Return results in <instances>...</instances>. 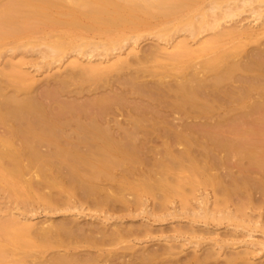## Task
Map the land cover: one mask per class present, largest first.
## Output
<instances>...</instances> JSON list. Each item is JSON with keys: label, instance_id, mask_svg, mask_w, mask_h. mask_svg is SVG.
<instances>
[{"label": "bare ground", "instance_id": "1", "mask_svg": "<svg viewBox=\"0 0 264 264\" xmlns=\"http://www.w3.org/2000/svg\"><path fill=\"white\" fill-rule=\"evenodd\" d=\"M243 15L252 21H233ZM147 40L155 44L141 47ZM27 65L59 72L40 82ZM139 83L175 97L140 106L143 95L128 92ZM125 108L150 112L149 133L167 137L172 163L159 162L161 173L110 172L136 162L102 145L140 126L130 114L121 131ZM162 112L183 124L168 126ZM244 159L240 184L211 172ZM196 175L215 197L196 195ZM235 198L237 210L227 209ZM184 217V232L162 228ZM260 253L264 0H0V264H255Z\"/></svg>", "mask_w": 264, "mask_h": 264}, {"label": "rangeland", "instance_id": "2", "mask_svg": "<svg viewBox=\"0 0 264 264\" xmlns=\"http://www.w3.org/2000/svg\"><path fill=\"white\" fill-rule=\"evenodd\" d=\"M234 22L235 21H239L240 22V24H245V23H247V22H250V21H252V19L251 18H249L247 15H243V16H241L240 18H238V19H236V20H233ZM234 22H232V21H230L229 22V20H226V22H222V24H223V26L225 27H228V26H232L233 24H234ZM152 44H155L154 43V41L152 42L151 40H147V42H144V43H142L141 44V47H143V48H147V46H151ZM261 48V47H260ZM263 48V47H262ZM20 60H14V63H17V62H19ZM3 66V65H2ZM26 68L28 69V71H30L32 74H34L35 76H36V78L38 79V80H40V82H42L44 79H46L47 78V76H49V75H53V74H56V73H58L59 72V70H57V68H54L53 70H51L50 72H44V71H39V72H35V70H34V68L31 66V65H27L26 66ZM157 70V69H156ZM155 70V71H156ZM154 70H153V72H155ZM158 71V70H157ZM156 71V72H157ZM160 71V70H159ZM158 71V72H159ZM155 72V73H156ZM157 72V74H159ZM144 79L146 80V79H148L147 80V82H148V85L149 84H151V81H152V79L150 78V77H144ZM143 79V80H144ZM151 80V81H150ZM167 80V79H166ZM122 82V81H121ZM126 82V81H125ZM139 82H142V81H139ZM144 82V81H143ZM145 83V82H144ZM144 83L142 84V83H139L140 85H139V89L140 88H143L142 86H144ZM135 84H137V83H135ZM146 84V83H145ZM141 86V87H140ZM150 86V85H149ZM235 86H237V85H235ZM131 88H133L132 90H133V92H130L131 91ZM137 88H138V86H137ZM139 89H137L136 90V87H135V85H133V87H129V90H128V92H129V94L131 95V93L134 95V97H136V99H133L134 97H130V99L131 100H137V102H138V100H140V99H144L143 101L142 100H140V101H142L143 103H146V104H141V102L139 101V103H138V105H143V106H145V105H150L151 104V102H154V103H152V105L153 104H155V103H157L158 101H162V102H159L160 103V105L162 104V103H164L165 104V101H168L169 100V98H170V100L173 98V97H175V91L174 92H167L166 93V95L165 94H163L162 96H159V95H155V94H152L151 92H149L147 89H149L148 87H147V89L146 88H143L141 91L139 90ZM146 89V90H145ZM135 90V91H134ZM148 91V92H147ZM147 93H149V95L147 94ZM129 94H127L128 96H129ZM138 94H140L142 97H144V98H141L140 96H138L137 97V95ZM144 95H146V97L144 96ZM155 95V96H154ZM132 96V95H131ZM160 97V99L159 98H155V97ZM166 96H167V99H166ZM147 97H149V98H147ZM150 97H151V99H150ZM162 97H164V99L165 100H163V98ZM252 97V96H251ZM250 97V100H247V102L248 101H253L254 99H255V97L256 96H253V98H251ZM84 99H86L87 97H83ZM128 98V102L129 101H131L130 99H129V97H127ZM155 98V99H154ZM149 99H150V101H149ZM83 100V99H82ZM82 100L80 101V102H82ZM169 100V101H170ZM84 101V100H83ZM149 101V103L147 104V102ZM133 102V101H132ZM131 102V103H132ZM135 102V101H134ZM133 102V104L134 105H136V103H134ZM130 103V102H129ZM166 103H168V102H166ZM158 104V103H157ZM130 105H132V104H130ZM166 105V104H165ZM128 110V108H125V110ZM126 110V111H127ZM129 111V110H128ZM121 112H122V114H121ZM167 112V111H166ZM127 113H129V115L127 114ZM125 112L124 110H121L120 111V113H116V120H118L119 121V124H120V127L122 128L121 129V131H128L129 130V128L128 129H125L124 127H126V125H128V123L126 122V121H123V120H125V118H128V116L130 117V114H131V116L132 117H136V119H139L138 117H140V120H142V121H139L140 122V126H138V125H136L137 127H135V129H133V130H135V132H133V130L132 129H130V131L133 133H131L132 134V136H130V139H129V136H128V139H127V137L125 136V134H123V132H121L120 134H121V137H120V139L118 138V141H115V140H113L112 142H110L111 140H109L108 141V139H104V142H106V143H103L102 145H107V144H109V145H107V147L108 148H114L115 150H117V152H120V153H117L118 154V156L119 157H122V158H127V157H130V155H132L130 158H134V156H135V158H134V160L136 161V162H134L135 163V165L133 164V165H131V163H122V164H119V165H114V166H112V170H110V172L111 171H113V174L115 175V176H117L118 175V177H121L122 175H124L125 173H127L128 172V170L127 169H133V168H130V167H134V169H144L145 170V168H146V170H153V171H156L157 172V174H159V173H161V171H159V169L160 168H158L159 166L157 165V164H159V162L161 163V162H165V164H167V163H172L170 160H172L171 159V154H169V151H168V149H170V148H168L167 147V144L166 143H163V141H166V142H168V140H167V137L166 138H163V136L165 137V134H163V136H161L162 138H158L159 140H157L151 133H149V131L151 132V128H150V120L153 118L152 117V115L150 114V112H148V113H146V112H137V113H135L134 114V112L132 113V111H129V112ZM175 112H168V115H169V117H167V113H164V112H162V115H163V119H164V123H166L168 126H170L171 124L172 125H179V124H183V123H181V121H180V119H181V117L178 115V113H175ZM191 113V112H190ZM190 113H188L190 116L192 115V117H195V115L192 113V114H190ZM118 114V115H117ZM142 114V115H141ZM148 114V115H147ZM145 116V117H141V116ZM188 115V116H189ZM109 116V115H108ZM187 116V117H188ZM112 116L110 115L109 117H107V119H106V117H105V120H110V118H111ZM109 118V119H108ZM145 118V119H144ZM171 118H172V120H171ZM179 118V119H178ZM143 119L144 120H146V121H144L143 122ZM149 119V120H148ZM170 120H171V123H170ZM187 120V119H186ZM185 120V121H186ZM189 120V121H188ZM187 120V122L189 123L190 121H191V123L192 122H198V121H200V120H195V118L192 120V118L191 119H188ZM121 121V122H120ZM203 120H201L200 122H202ZM141 122H143L142 123V125H141ZM162 122V121H161ZM179 122V123H178ZM186 122V123H187ZM149 123V124H148ZM160 123V122H159ZM158 123V124H159ZM177 123V124H176ZM108 124H111L110 126H114L113 124L114 123H104V125L106 126V125H108ZM147 125V126H146ZM109 126V125H108ZM163 126V123L162 124H160V127H162ZM165 127H167V126H165ZM148 128V129H147ZM146 130V131H145ZM124 131V132H125ZM129 131V132H130ZM145 134H144V133ZM138 133V134H137ZM151 135V136H150ZM168 135V134H167ZM122 136H124L123 138H122ZM131 137H133V138H131ZM143 137H145V138H143ZM150 138V139H149ZM124 139V140H123ZM134 139V140H133ZM148 139V140H147ZM163 139V140H162ZM168 139H169V136H168ZM60 140H62V139H60ZM106 140V141H105ZM129 140H131V141H129ZM115 141V142H114ZM120 141V142H119ZM129 141V142H128ZM160 141V142H159ZM115 144H114V143ZM130 142H132V143H130ZM169 144H171L170 143V141H169V143H168V145ZM106 147V146H105ZM120 148V149H119ZM183 147L182 146H176V147H174V148H171V150H170V152L172 151L173 153V155L174 154H176V150H177V152L179 151V150H181ZM41 150H43L44 152H45V150H46V148L45 147H42V149ZM116 152V151H115ZM126 152V154H124ZM134 152V154H132V153ZM129 155V156H125L124 157V155ZM147 157V158H146ZM148 157H149V160H148ZM170 157V158H169ZM198 158H204V157H202V156H197ZM138 158H140V162L138 163L139 165H137V161L139 160ZM144 158V159H143ZM146 158V159H145ZM169 158V159H168ZM129 159V158H128ZM143 159V160H142ZM163 160V161H160V160ZM154 160V161H153ZM169 160V161H168ZM128 161V160H127ZM168 161V162H167ZM143 163V164H142ZM130 164V165H129ZM184 164L186 165V166H188V165H190L189 164V161H185L184 162ZM247 164H248V161L246 160V159H244V160H239V163L237 162V164H232V165H230V166H219V167H214L213 168V170L211 171L212 172V174H217V176L219 177V175H225V174H232L231 176L232 177H223L222 179H221V181L222 182H225L224 184L226 185V184H229V183H231L232 181H235V182H238V181H240V179L238 178V174L239 173H243V171L241 170L242 169V165L245 167V166H247ZM121 165V166H120ZM160 165V164H159ZM173 165H174V163H173ZM156 166H158L157 168H156ZM154 168H156V169H154ZM133 169V170H134ZM171 169V170H170ZM184 169H186V171H184ZM184 169H181L180 170V172H177V171H179V170H174L173 169V166L171 167V168H169V170L171 171V172H169V170H168V173H183V174H186V175H188L189 174V172H190V170H189V168H188V170H187V167H185ZM159 172H158V171ZM118 171V172H117ZM120 171V172H119ZM127 171V172H126ZM188 171V172H187ZM33 172V171H32ZM209 172V171H208ZM211 172H210V174H211ZM112 173V172H111ZM116 173H117V175H116ZM118 173H120V174H118ZM123 173V174H122ZM120 175V176H119ZM196 176L199 178H197L196 179ZM195 176V181H196V184L194 185V188H196V190L198 191L197 193H196V195H198V193L199 192H204V193H206V194H209L210 196L212 195V187H210V185H204V183H202V179L201 178H204L205 176H203L202 177V175L201 176H199V175H196ZM29 177H31V175H28L27 176V178H29ZM222 177V176H221ZM221 177H219V178H221ZM205 178H207V177H205ZM204 178V179H205ZM238 184H240L239 182H238ZM248 184L250 185V182L249 183H247V186H248ZM212 185H214V183H212ZM253 184H251V186H250V188L252 187V188H254L253 186H252ZM246 186V185H245ZM186 187H189V186H186ZM249 187V186H248ZM190 188V187H189ZM188 188V189H189ZM251 188V189H252ZM256 189V188H255ZM254 190V189H253ZM211 193V194H210ZM259 192H256V190H254L253 191V197L257 200L258 198H259V194H258ZM213 196V195H212ZM213 197H215V195L213 196ZM212 198V197H211ZM241 200L243 199L242 197H239ZM239 198H237V199H239ZM190 201H189V206L191 205H193L194 203V198H190L189 199ZM151 201H152V199H151ZM236 201V198L232 201V203H234ZM231 203V202H230ZM232 203L229 205V203H228V207L229 208H227V209H230V207H231V209L230 210H237L236 208V204L235 205H232ZM237 203V202H236ZM254 204V207L255 208H257V206H260V204L259 203H253ZM191 210H192V208H190ZM218 209V208H217ZM258 209V208H257ZM239 210V209H238ZM224 210H223V206H221L218 210H217V212H223ZM247 211H249V210H245L244 212H247ZM259 211V210H258ZM250 212V211H249ZM249 212H247V213H249ZM256 212V211H255ZM257 213V212H256ZM257 215V214H256ZM60 219V217L58 218L57 216L55 217V219ZM240 218H243V216H241V217H239V219ZM56 219V220H57ZM190 220V218H186V217H184V219L183 220H180V222L178 221V222H174L175 224H171L170 223V225H168V224H166L167 226H165V225H163L162 226V228L163 229H167V230H169V229H173L174 227H175V225H176V227H180V225H181V229H184L183 230V232L185 231V230H187V227L185 228V226H187V221H189ZM226 223L227 222H224V225H222L221 227H218L217 228V233H227L228 232V230H227V228L225 227H223V226H225L226 225ZM178 225V226H177ZM235 225V224H234ZM236 225H241L239 222H238V224H236ZM182 226L184 227V228H182ZM172 227V228H171ZM210 228H212L213 230L216 228L214 225H212V227H210ZM220 228V229H219ZM222 229V230H221ZM167 230H165V231H167ZM216 230V229H215ZM219 230V231H218ZM167 234H169V232H166ZM221 233V235H223ZM242 233H244V232H242ZM254 235H255V238H259L260 239V237H261V235H260V232L258 231V230H255L254 231ZM245 234V233H244ZM243 236V235H242ZM186 237H187V235H186ZM242 238V239H241ZM241 238H239L238 237V239L240 240V241H243L244 239H246V240H244V241H249L248 240V238H245V235H244V237H241ZM244 238V239H243ZM262 238V237H261ZM125 244H121L120 246H117V247H122V246H124ZM241 250V249H240ZM260 256H261V253H260V255L259 256H257L258 257V259L257 258H255L256 259V261H255V264H260L259 262H261L262 263V261L264 262V255L263 256H261L262 258H260ZM261 261H260V260Z\"/></svg>", "mask_w": 264, "mask_h": 264}]
</instances>
